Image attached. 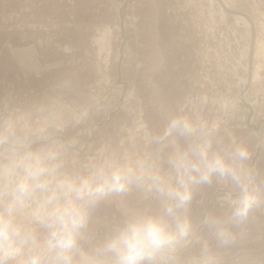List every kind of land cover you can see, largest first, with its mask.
<instances>
[{
  "label": "rangeland",
  "instance_id": "obj_1",
  "mask_svg": "<svg viewBox=\"0 0 264 264\" xmlns=\"http://www.w3.org/2000/svg\"><path fill=\"white\" fill-rule=\"evenodd\" d=\"M221 1L236 13L217 0H0V102L36 99L69 81V100L92 107L89 121L69 130L90 156L142 150L139 129L158 132L167 116L207 97L200 114L219 121L226 138L245 142L264 173V43L255 40L264 38V0ZM251 32L250 74L258 69L248 79ZM227 192L216 183L200 189L194 220L226 214ZM142 206L135 193L123 204L102 203L95 227L103 234L122 209ZM224 264H264V211Z\"/></svg>",
  "mask_w": 264,
  "mask_h": 264
},
{
  "label": "clouds",
  "instance_id": "obj_2",
  "mask_svg": "<svg viewBox=\"0 0 264 264\" xmlns=\"http://www.w3.org/2000/svg\"><path fill=\"white\" fill-rule=\"evenodd\" d=\"M69 91L65 80L42 97L0 102V264H224L264 211V173L245 142L200 114L207 97L158 132L139 129L140 151L82 156L69 130L92 107L71 102ZM213 183L228 189L226 214L194 220L197 192ZM133 193L143 206L122 209L99 233L97 207Z\"/></svg>",
  "mask_w": 264,
  "mask_h": 264
},
{
  "label": "bare ground",
  "instance_id": "obj_3",
  "mask_svg": "<svg viewBox=\"0 0 264 264\" xmlns=\"http://www.w3.org/2000/svg\"><path fill=\"white\" fill-rule=\"evenodd\" d=\"M217 2H219V4H221V6H223V4H222V1L221 0H217ZM224 3L226 4V6H228L229 7V5L225 2V0H224ZM223 8H224V10H226L227 12H229V13H236V11H234V10H231V9H227V8H225L224 6H223ZM235 19H236V21L238 22V23H240V24H243V25H245V26H249L250 25V23H249V21L247 20V19H245L244 17H240V16H235ZM253 44H254V42H253V40H252V42L250 43V46H249V54H248V72H247V77H248V79H249V75H250V79L251 78H254L255 77V75H256V70L258 69L257 68V66H255L256 68L251 72V74H250V67H251V57H252V49H253ZM258 45V44H257ZM248 49V48H247ZM257 51V50H256ZM254 53H255V51H254ZM257 53H258V51H257ZM247 54V53H246ZM257 56V55H256ZM245 69V68H244ZM245 82V79L243 78L242 79V83H244ZM247 88H248V85H245L244 86V88H243V91H246L247 90ZM239 103L240 104H242V105H246L247 106V101L242 97V95L239 97Z\"/></svg>",
  "mask_w": 264,
  "mask_h": 264
},
{
  "label": "water",
  "instance_id": "obj_4",
  "mask_svg": "<svg viewBox=\"0 0 264 264\" xmlns=\"http://www.w3.org/2000/svg\"><path fill=\"white\" fill-rule=\"evenodd\" d=\"M252 40H253V32H251V41H250V43L252 42ZM250 109V108H249ZM251 110V109H250Z\"/></svg>",
  "mask_w": 264,
  "mask_h": 264
},
{
  "label": "built area",
  "instance_id": "obj_5",
  "mask_svg": "<svg viewBox=\"0 0 264 264\" xmlns=\"http://www.w3.org/2000/svg\"><path fill=\"white\" fill-rule=\"evenodd\" d=\"M256 39H259V40H261L262 41V43H264V38L262 39V38H255V40Z\"/></svg>",
  "mask_w": 264,
  "mask_h": 264
}]
</instances>
